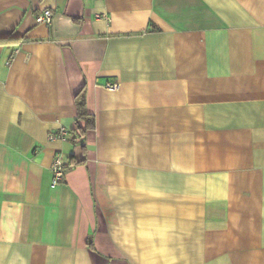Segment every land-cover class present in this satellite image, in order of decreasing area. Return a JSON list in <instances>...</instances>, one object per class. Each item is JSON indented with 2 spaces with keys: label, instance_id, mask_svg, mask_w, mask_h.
<instances>
[{
  "label": "crops",
  "instance_id": "obj_1",
  "mask_svg": "<svg viewBox=\"0 0 264 264\" xmlns=\"http://www.w3.org/2000/svg\"><path fill=\"white\" fill-rule=\"evenodd\" d=\"M0 264H264V0H0Z\"/></svg>",
  "mask_w": 264,
  "mask_h": 264
},
{
  "label": "built area",
  "instance_id": "obj_2",
  "mask_svg": "<svg viewBox=\"0 0 264 264\" xmlns=\"http://www.w3.org/2000/svg\"><path fill=\"white\" fill-rule=\"evenodd\" d=\"M98 17L99 16H97V18ZM51 19V12L49 10H44L39 16H37L36 21L39 24L50 25ZM104 88L109 91H116L118 89V84H107L104 86ZM47 138L49 141H66L68 138H70V132L61 129L48 134ZM69 167H71V165L67 157L61 153L54 155L51 164V186H56L64 181L65 171Z\"/></svg>",
  "mask_w": 264,
  "mask_h": 264
},
{
  "label": "trees",
  "instance_id": "obj_3",
  "mask_svg": "<svg viewBox=\"0 0 264 264\" xmlns=\"http://www.w3.org/2000/svg\"><path fill=\"white\" fill-rule=\"evenodd\" d=\"M74 103L77 112V118L74 128L71 131L70 140L73 145L81 144L87 131L94 130L96 127L95 117L86 110V89L82 87L74 96ZM78 139V140H77ZM70 165H80L83 161L73 162L69 160Z\"/></svg>",
  "mask_w": 264,
  "mask_h": 264
}]
</instances>
